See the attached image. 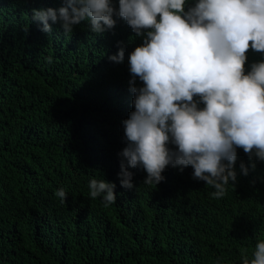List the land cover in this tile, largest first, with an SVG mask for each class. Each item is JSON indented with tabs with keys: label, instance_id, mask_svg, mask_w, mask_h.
<instances>
[{
	"label": "trees",
	"instance_id": "16d2710c",
	"mask_svg": "<svg viewBox=\"0 0 264 264\" xmlns=\"http://www.w3.org/2000/svg\"><path fill=\"white\" fill-rule=\"evenodd\" d=\"M62 6L0 0V264H242L245 250L251 260L264 239V161L238 148L235 188L219 200L191 166L167 167L158 185L129 168L134 188L121 187L122 121L135 110L128 56L143 41L119 18L103 34L85 21L68 35L32 20ZM120 47L124 61H110ZM246 56L245 74L264 60L251 47ZM92 178L115 183L114 204L90 197Z\"/></svg>",
	"mask_w": 264,
	"mask_h": 264
},
{
	"label": "clouds",
	"instance_id": "9594fccd",
	"mask_svg": "<svg viewBox=\"0 0 264 264\" xmlns=\"http://www.w3.org/2000/svg\"><path fill=\"white\" fill-rule=\"evenodd\" d=\"M32 12L46 33L49 21L65 35L87 21L91 32L103 34L119 18L142 38L128 56L135 110L122 121L121 187L134 188L129 168L147 173L143 184L158 185L167 167L191 166L192 178L214 188L219 200L229 185L235 188L238 148L264 161V60L245 74L249 48L264 54V0H119L118 8L114 0H63L59 9ZM124 58L123 47L108 57L115 63ZM240 168L248 174L243 163ZM88 188L105 208L117 200L115 183L92 178ZM55 195L66 203L63 188ZM252 256L242 252V264H264V239Z\"/></svg>",
	"mask_w": 264,
	"mask_h": 264
}]
</instances>
